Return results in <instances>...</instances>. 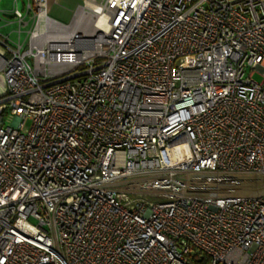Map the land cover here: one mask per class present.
Wrapping results in <instances>:
<instances>
[{"label":"built area","instance_id":"obj_1","mask_svg":"<svg viewBox=\"0 0 264 264\" xmlns=\"http://www.w3.org/2000/svg\"><path fill=\"white\" fill-rule=\"evenodd\" d=\"M53 1L0 32V264H264V0Z\"/></svg>","mask_w":264,"mask_h":264},{"label":"rangeland","instance_id":"obj_2","mask_svg":"<svg viewBox=\"0 0 264 264\" xmlns=\"http://www.w3.org/2000/svg\"><path fill=\"white\" fill-rule=\"evenodd\" d=\"M85 1L87 0H54L50 5L49 14L59 22L69 23L76 8L79 5H83ZM21 2L22 0H18L19 6H21ZM13 4V0H0V32L9 34L12 39H16L17 33L13 30L17 29V24L14 23V17L8 14ZM22 30H26V28L23 27ZM21 37H24V32ZM253 78L256 81H261L262 75L259 72H255ZM12 120V117L5 116L4 124H10L13 122ZM227 180L230 181L229 184H231L232 190L246 193L254 192L255 190L250 185L257 183V180L251 176L230 175Z\"/></svg>","mask_w":264,"mask_h":264},{"label":"bare ground","instance_id":"obj_3","mask_svg":"<svg viewBox=\"0 0 264 264\" xmlns=\"http://www.w3.org/2000/svg\"><path fill=\"white\" fill-rule=\"evenodd\" d=\"M169 150H171V149H169ZM173 150V149H172Z\"/></svg>","mask_w":264,"mask_h":264}]
</instances>
